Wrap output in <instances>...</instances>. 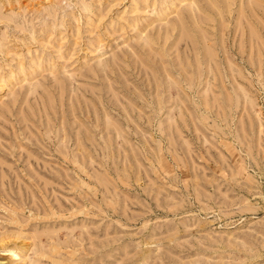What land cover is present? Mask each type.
I'll return each mask as SVG.
<instances>
[{"label": "rangeland", "instance_id": "374dc122", "mask_svg": "<svg viewBox=\"0 0 264 264\" xmlns=\"http://www.w3.org/2000/svg\"><path fill=\"white\" fill-rule=\"evenodd\" d=\"M0 264H264V0H0Z\"/></svg>", "mask_w": 264, "mask_h": 264}]
</instances>
